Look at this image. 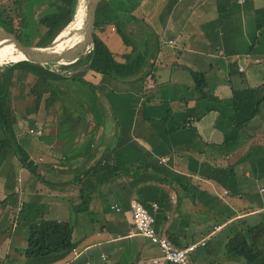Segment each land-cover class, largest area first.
<instances>
[{
  "label": "crops",
  "instance_id": "crops-1",
  "mask_svg": "<svg viewBox=\"0 0 264 264\" xmlns=\"http://www.w3.org/2000/svg\"><path fill=\"white\" fill-rule=\"evenodd\" d=\"M145 1L133 14L151 27L152 43L158 37L149 75L118 81L87 71L84 79L97 87L98 128L67 155L51 146L61 137L42 141L35 174L1 160L0 264H153L160 252L133 233V198L159 203V234L182 246L207 239L192 254L195 264H244L226 253L225 244L238 228L264 222V26L258 28L256 15L264 3ZM113 33L100 37L112 42ZM119 49L110 50L122 61L129 49ZM192 71L205 74V97L199 98ZM258 101L256 115L230 137L234 121L244 120ZM236 102L245 105L233 120ZM117 158L124 171L112 175ZM161 158L167 161L160 164ZM13 191L17 205H1ZM80 192L90 196L92 215L74 210ZM23 206L26 228L17 222ZM35 217L71 223L79 255L71 250L54 258H24L28 220Z\"/></svg>",
  "mask_w": 264,
  "mask_h": 264
},
{
  "label": "trees",
  "instance_id": "trees-1",
  "mask_svg": "<svg viewBox=\"0 0 264 264\" xmlns=\"http://www.w3.org/2000/svg\"><path fill=\"white\" fill-rule=\"evenodd\" d=\"M35 1L26 0V11L24 9V2L19 4V13L17 14L20 17V23L18 27L13 25L12 17L8 12L0 7V27L14 32L22 43L26 45L46 46L72 21L80 0H38L39 5L47 6V11L42 13L38 19V23L43 30L42 32L36 30L32 25L31 13L34 12ZM217 2L221 4V0H217ZM133 4V0H101L95 14L92 47L89 52L74 63L60 65L58 68H51L50 64L31 62L24 59H11V61L15 62L0 65V162L4 158V150L15 151L18 153V161L23 168L32 174H35L37 169L36 161L29 156L28 152L16 138L17 121L12 109V90L19 84H21V88L24 86L23 80L18 83L16 82L17 72L25 73L26 79H29L26 80V99L28 102L29 100L31 101L25 108L26 117L35 114L42 101L46 111L52 105L58 103L60 107L58 118H60L56 121H59L60 129L48 136L42 132L43 123L39 122L41 134L38 137L49 142L54 137L68 138V141L61 147L65 155L70 153V148L74 143L73 140L76 138V140H81L98 128L99 112L96 108L97 87L84 79L87 71L107 75L118 81L144 80L149 75L150 68L152 67L151 61L156 54L159 41L158 37L155 36L152 43L151 36L153 31L151 27L133 15V10L139 4V1H135V4ZM218 9L220 11L225 10V6H218ZM256 15L258 28L261 29L264 26V8L256 10ZM109 27L114 29L123 45L130 47L129 51L122 55V61H118L115 58L114 53L98 35V33L104 32ZM142 33H144V36L141 35ZM32 35L37 36L36 41L34 38H31ZM5 55L6 52L0 48V60ZM191 76L199 98L205 97V93L202 91L206 86L205 74L203 72L192 71ZM69 82L73 83V85L80 84L85 86L86 89L82 90L79 87L73 89ZM20 92L24 93V90ZM243 103H235L230 118L236 120V113L242 108V105H245ZM258 103L259 101L255 102V107L245 116L244 120L240 122L234 121L236 123L230 137L234 138L237 135V130L242 126L241 122L245 123L256 115ZM91 119L94 121V124L90 126L89 122H91ZM110 154L111 152L106 154L105 158ZM122 161L125 162L126 160ZM98 164L100 167H103L101 161ZM143 164L145 163L139 164L143 169L150 167L149 164ZM106 166L107 168L109 167L107 164ZM111 170L112 175L118 170L124 171V168L121 167V159H116L115 164L111 166ZM173 176L175 177L174 174ZM176 178L173 180L180 182L183 189L188 192L185 183L179 180L177 176ZM80 199V204L74 210L76 212H87L89 215H92L89 207L90 196L80 192ZM8 201L12 205H17L16 194L11 193V195L1 201V205L4 206ZM138 201L150 213L154 214L155 229L157 231L158 220L156 216L159 211V203L157 201L149 202V200ZM154 202L158 205L157 211H153L152 209V203ZM25 208L26 206H23L20 211V215L23 217L26 214ZM29 221L27 240L25 248L22 251L24 258L32 260L54 258V256L66 254L74 248V227L68 221L37 219L36 217L32 222ZM132 226L134 230L133 223ZM228 227H231V225H228ZM221 237L222 235L218 238ZM168 238L176 246H182L177 239L175 240L171 236ZM225 248L226 253L243 259L244 264H264V222L261 221L254 226H247L244 229L238 228L231 236L227 237Z\"/></svg>",
  "mask_w": 264,
  "mask_h": 264
},
{
  "label": "rangeland",
  "instance_id": "rangeland-1",
  "mask_svg": "<svg viewBox=\"0 0 264 264\" xmlns=\"http://www.w3.org/2000/svg\"><path fill=\"white\" fill-rule=\"evenodd\" d=\"M135 1H137V2L139 1V3L141 4V0H133L134 4H135ZM255 1L259 2V3H264V0H259V1L255 0ZM21 2L22 3L24 2V5H25L24 9L26 11V0H0V7L4 8L8 12V14L12 17L13 25L15 27H18L19 23H20V17L17 13H19V4ZM34 3H35L34 8H33L34 12L31 13V16H32L31 20L33 21L32 25L34 26V28L36 30H40L42 32L43 30H42L41 25L38 23V19L42 15V13L47 11V6L39 5L38 0H36ZM144 4H145V6H148L149 0H146ZM136 8H137V6H136ZM141 8L145 9L146 7H140V10H141ZM134 10H133V12H134ZM144 12H145V10H144ZM141 18H143V17H141ZM146 19L148 21H150L149 17ZM141 21H143V20L141 19ZM143 22L146 23L145 21H143ZM137 23L144 24L141 22H137ZM66 29H68V27H65L62 30V32H64ZM67 31H69V30H67ZM110 32H115V31H114V29H111L109 27L106 29L105 34H101V33L99 34L98 33V35L99 36L103 35L106 38H109L107 35ZM59 35L60 34L58 33V36ZM141 35L144 36V33H142ZM111 37H112L111 39L114 41H112V42L108 41L105 43L113 52H117L118 48H120L119 53L124 52V50L129 49V48L124 49L123 47H121V43H122L121 39L116 33H113ZM31 38H34L35 41L37 40L36 35H32ZM61 41H63V40H61ZM116 46H118V47H116ZM116 48H117V50H116ZM118 54H116L117 57H119ZM8 62H15V61H11L10 59H5V60H3L2 63H0V65L6 64ZM50 66H51V68H58L60 65L50 64ZM22 80L24 81V86L21 88V84H19L18 86H15L12 90V102H13L12 109L14 110L13 114H14L16 121H17L16 122V125H17L16 138H17V141L23 146V148L27 152H29V154L31 155V158L34 161L41 162L43 157L41 158V155L39 153L42 152V149H41L42 143L41 142L44 141V139H41L40 137H38V134H34V132L37 129V126L39 125V122H40V123H43V127H42L43 131L42 132H44L48 136L56 133L60 129L59 128L60 123H58L59 121H56V120H59V118H60V117L58 118V116H59L58 111H59L60 107H59L58 103H56V105H52L49 108V110L46 111L44 103L42 101L37 112L33 115L26 117L25 116V108L28 104H30V101H31V100H29V102H28V100L26 99V80H29V79L28 78L26 79L25 73L19 71V72H17V75H16V82L18 83L19 81H22ZM69 84L73 89H76L78 87L81 88L82 90L86 89L85 86L83 87L80 84L79 85L78 84L73 85V83H71V82H69ZM23 90H24V93H21L20 91H23ZM31 129L34 132H30L29 130H31ZM76 139L73 140L74 141L73 145H76V143L80 144L84 140V138H82L81 140H76ZM85 139L87 141V138H85ZM66 141H68V138H60V139H57V141L52 142L51 146H52V148L56 149V148L62 147ZM49 146H50V144H49ZM35 150H37V151H35ZM37 153H38V155H37ZM3 155H4L5 159H8L9 161L11 160V163L14 164V166L22 167L18 161L19 156H18L17 152L4 150ZM13 192L16 193L15 191H13ZM22 200H23V198L21 196V201ZM43 211H45L44 214L51 213V211H49L46 208H44ZM43 211H42V213H43ZM42 213H41V215H42ZM17 222H19V224L24 225L26 228V215L24 217L20 215V218H18V216H17ZM17 256L19 257L21 255H17Z\"/></svg>",
  "mask_w": 264,
  "mask_h": 264
},
{
  "label": "water",
  "instance_id": "water-1",
  "mask_svg": "<svg viewBox=\"0 0 264 264\" xmlns=\"http://www.w3.org/2000/svg\"><path fill=\"white\" fill-rule=\"evenodd\" d=\"M101 0H84L83 10L80 13V26L77 27L78 42L61 51H56L53 47L56 45L58 35L52 42L46 46L26 45L11 31H7L0 27V42L4 41L11 44L20 54L24 56V60L31 62H39L42 64H58L67 65L74 63L83 55L90 51L92 47L94 34L93 27L95 22L96 9ZM75 15H78V8ZM72 21L66 26H70ZM59 32V34H61ZM71 33V31H67ZM72 34V33H71Z\"/></svg>",
  "mask_w": 264,
  "mask_h": 264
},
{
  "label": "built area",
  "instance_id": "built-area-1",
  "mask_svg": "<svg viewBox=\"0 0 264 264\" xmlns=\"http://www.w3.org/2000/svg\"><path fill=\"white\" fill-rule=\"evenodd\" d=\"M239 2H244V0H239ZM167 43H172L173 40H169ZM242 68L239 67V71ZM30 132H34L32 129ZM34 134H41V126L38 125ZM167 161V158H161L159 160L160 164H163ZM153 211H157L158 205L156 203L152 204ZM118 211L119 208L116 207ZM129 211L131 213V220L134 225L133 233L139 235L144 239H147L152 245L156 246L159 249V257L152 258L150 261L153 264L164 262L165 264H195L192 261V254L196 251L197 247L203 246L206 243V238L197 240L196 242L176 246L164 233L158 234L155 229V216L150 213L148 209L138 200L132 199L129 202ZM72 253L74 257H77L79 254L73 248ZM104 257V255H101Z\"/></svg>",
  "mask_w": 264,
  "mask_h": 264
},
{
  "label": "bare ground",
  "instance_id": "bare-ground-1",
  "mask_svg": "<svg viewBox=\"0 0 264 264\" xmlns=\"http://www.w3.org/2000/svg\"><path fill=\"white\" fill-rule=\"evenodd\" d=\"M83 4L84 0H80L78 4V15L74 18L73 23H71L70 26H68V29H66L64 32H62L58 39H56V45L53 47L56 51H61L63 49H66L70 46H73L75 43L78 42L79 38L77 35V27L80 26V13L83 10ZM67 30L71 31V33H67ZM63 40V41H61ZM0 48H2L6 55L3 59L0 60V62H3L5 59H19L23 60L24 56L20 54L11 44H7L6 42L2 41L0 42Z\"/></svg>",
  "mask_w": 264,
  "mask_h": 264
}]
</instances>
